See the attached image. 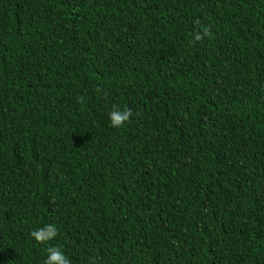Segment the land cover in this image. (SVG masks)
Listing matches in <instances>:
<instances>
[{"label": "trees", "instance_id": "16d2710c", "mask_svg": "<svg viewBox=\"0 0 264 264\" xmlns=\"http://www.w3.org/2000/svg\"><path fill=\"white\" fill-rule=\"evenodd\" d=\"M51 244L264 264V0H0V264Z\"/></svg>", "mask_w": 264, "mask_h": 264}, {"label": "clouds", "instance_id": "9594fccd", "mask_svg": "<svg viewBox=\"0 0 264 264\" xmlns=\"http://www.w3.org/2000/svg\"><path fill=\"white\" fill-rule=\"evenodd\" d=\"M208 28L203 29L204 33H207ZM201 33L199 31L194 32L193 39L199 40ZM130 109L121 108L120 106H113L108 112V122L111 127L119 128L123 126L124 122L130 117ZM30 235L36 241L48 242L53 240L58 235V227L55 223H45L42 226L34 228ZM46 255L43 257L42 264H71L69 257L56 244H51L45 248Z\"/></svg>", "mask_w": 264, "mask_h": 264}]
</instances>
